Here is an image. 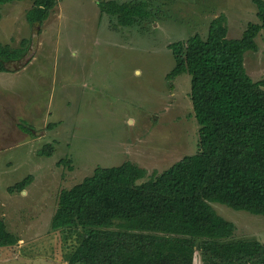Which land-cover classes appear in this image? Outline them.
I'll use <instances>...</instances> for the list:
<instances>
[{
    "label": "rangeland",
    "instance_id": "1",
    "mask_svg": "<svg viewBox=\"0 0 264 264\" xmlns=\"http://www.w3.org/2000/svg\"><path fill=\"white\" fill-rule=\"evenodd\" d=\"M107 1L143 4L137 15L131 6L120 14L101 6ZM32 7L33 0H23L0 9V42L31 45L27 66L0 74V217L23 241L0 248V264H69L66 255L82 234L52 227L62 190L97 168L131 162L151 175L198 152L192 77L168 78L176 64L170 45L206 38L220 15L229 39L260 20L252 0H58L42 25L30 22ZM256 42L244 66L259 81L264 30ZM48 145L52 155L43 153ZM30 175L25 191H9ZM212 206L235 224L230 240L264 244V215ZM194 264H203L199 248Z\"/></svg>",
    "mask_w": 264,
    "mask_h": 264
},
{
    "label": "trees",
    "instance_id": "2",
    "mask_svg": "<svg viewBox=\"0 0 264 264\" xmlns=\"http://www.w3.org/2000/svg\"><path fill=\"white\" fill-rule=\"evenodd\" d=\"M14 1L23 0H0V9ZM252 1L260 22L249 23L242 38H228L226 15H220L206 38L195 35L170 45L176 64L168 78L192 77L197 154L151 175L131 162L97 168L61 191L52 227L82 234L77 249L66 255L69 264H194L198 248L203 264H264V244L230 240L235 224L212 206L264 215V79L254 81L244 66L246 52L258 49L264 30V0ZM138 4L101 6L120 14L131 6L137 15L143 3ZM57 5L58 0H33L30 22L42 25ZM30 47L29 39L16 48L0 42V74L27 66ZM43 153L52 155L53 147ZM32 181L30 175L9 191L23 192ZM20 240L0 218V248Z\"/></svg>",
    "mask_w": 264,
    "mask_h": 264
},
{
    "label": "crops",
    "instance_id": "3",
    "mask_svg": "<svg viewBox=\"0 0 264 264\" xmlns=\"http://www.w3.org/2000/svg\"><path fill=\"white\" fill-rule=\"evenodd\" d=\"M1 219H3V217H0ZM4 220V219H3ZM5 222H6V224H7V228H8V223H7V221L6 220H4ZM9 230V229H8ZM10 231V230H9ZM14 233V232H13ZM20 242H23L22 240H20ZM66 264H68V262H66Z\"/></svg>",
    "mask_w": 264,
    "mask_h": 264
}]
</instances>
